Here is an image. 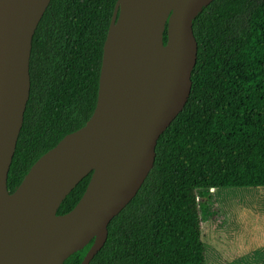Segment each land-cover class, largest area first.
I'll return each mask as SVG.
<instances>
[{"label":"water","instance_id":"95a60500","mask_svg":"<svg viewBox=\"0 0 264 264\" xmlns=\"http://www.w3.org/2000/svg\"><path fill=\"white\" fill-rule=\"evenodd\" d=\"M212 1L118 0L94 113L43 154L11 193L33 38L51 0H0V264H63L93 241L81 263L90 264L109 223L153 169L160 136L188 102L198 58L193 21ZM90 173L78 204L58 214Z\"/></svg>","mask_w":264,"mask_h":264},{"label":"trees","instance_id":"16d2710c","mask_svg":"<svg viewBox=\"0 0 264 264\" xmlns=\"http://www.w3.org/2000/svg\"><path fill=\"white\" fill-rule=\"evenodd\" d=\"M117 1L51 0L33 38L31 92L8 175L11 193L43 154L94 113ZM193 29L198 58L188 102L160 136L153 169L109 223L107 241L90 264L151 261L167 191L199 145L221 155L232 169L246 168L245 181L221 185H264V0H213L194 19ZM179 126L189 139L179 137ZM91 176L69 193L58 214L78 204ZM92 244L63 264H81Z\"/></svg>","mask_w":264,"mask_h":264},{"label":"rangeland","instance_id":"374dc122","mask_svg":"<svg viewBox=\"0 0 264 264\" xmlns=\"http://www.w3.org/2000/svg\"><path fill=\"white\" fill-rule=\"evenodd\" d=\"M178 130L180 138L189 139L182 127ZM189 164L179 181L167 191L155 254L146 264H227L228 261L229 264H244V254L237 247L244 239H250L252 246L257 248L247 258L249 262L264 264V201L260 211L259 208L254 210L262 214L258 226L251 215L254 213L250 212L254 207L251 201L241 206L229 201L239 196L235 191L248 188L220 184L222 180L245 181L246 168L232 169L221 155L202 145L197 147L195 158ZM223 217L226 219L224 227L231 225L224 240L238 250L233 253H218L212 245V225L219 224Z\"/></svg>","mask_w":264,"mask_h":264},{"label":"crops","instance_id":"0c3cea01","mask_svg":"<svg viewBox=\"0 0 264 264\" xmlns=\"http://www.w3.org/2000/svg\"><path fill=\"white\" fill-rule=\"evenodd\" d=\"M245 187L248 188V190H246V188L244 189H240L238 191L239 196L238 197H233L231 198L229 201L232 204H236V205H243L244 202L250 203L248 201H251V205H253L254 207H252L250 212L254 213L251 214L252 218L255 217V222L256 224H258V226H260L261 222H262V214L254 211L255 209L259 208V211L262 209L261 207V203L262 201H264V185H244ZM236 187H240V186H236ZM211 218V217H210ZM223 221H218L219 224H215L212 225L213 228V233L211 234L212 239V245L214 247V249L220 253V252H227V253H233V251H236L237 249L235 248V245H233L232 247L229 244H226L225 242V238H226V234L228 232V230L230 229L229 224L226 225V227H224V221H226V219L223 217L222 218ZM208 222V219L205 220V222L203 223L205 225V223ZM223 228V229H222ZM227 228V229H226ZM214 235V236H212ZM235 244V243H234ZM240 246H237L240 250V252H242L244 254V264H252V262H249V256L252 253H255L256 251V247L252 246V241L249 239H244L242 241V244H238ZM238 251V250H237ZM227 264H229V261L227 262Z\"/></svg>","mask_w":264,"mask_h":264}]
</instances>
